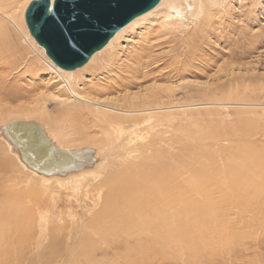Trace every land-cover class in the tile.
<instances>
[{
	"label": "bare ground",
	"instance_id": "bare-ground-1",
	"mask_svg": "<svg viewBox=\"0 0 264 264\" xmlns=\"http://www.w3.org/2000/svg\"><path fill=\"white\" fill-rule=\"evenodd\" d=\"M22 2L23 0H0V52L5 51L1 47L4 44L18 41L23 53L16 48V53L20 52V55H16L20 56L18 60L25 63L27 69L42 71L46 67L57 73L60 81L54 86L51 97L43 99V104L22 108L19 113L6 111L5 115L11 120L0 124V151L3 154L0 157L10 160L9 165L13 162L14 171L7 170L8 164L5 165L4 162L0 161V165L3 170H7L4 173L10 174L13 182L18 180V185L26 188L14 190L13 195L25 197L21 204L25 210H21V213L28 215V219H31L32 208H35L34 216L37 217L42 214L47 216L51 213L50 209H55L61 214L65 212L70 218H76V205L88 212L91 208L89 203L96 206L100 192H106L102 210H90V213L97 212L98 217L84 222L92 235H99L98 239L76 236L85 235L79 233L85 230L83 225L80 228L77 226L79 232L76 233V238H72L71 234L69 237L65 236L62 232L65 228L59 227L52 234L51 240H46L44 250L47 252L44 251L46 254L41 264H164L172 263L173 260L174 263L185 264L184 258L187 257L188 264H222V261L236 264L237 256L241 258L249 249L259 248L261 242L263 245L264 204L257 202L253 207V201L250 204L242 201L247 206L241 207L240 198H247L249 193L252 197L258 196V189L264 187V177L260 176L261 173L258 174L259 171L255 172L254 168L247 169L248 164H243L244 167L221 169L226 175L221 177L226 192L220 193V186L215 185L219 182L216 172L209 171L207 169L210 168L204 166L201 168L203 150L199 146V138L192 139L186 134L183 128L185 125L180 126L183 121L179 118L181 113L174 112L173 109L177 108L170 103L176 86L175 89L165 85L153 86L133 96L112 101L101 99L102 102L96 96L105 93V84L96 85L97 83L91 82L89 89L86 86L80 87L82 78L79 73L88 67H94L101 59L100 56L110 55L113 58L116 44L126 33L129 34L142 24L146 30L140 34L143 41L140 47L137 46L136 53L133 48L134 56L130 61L133 68L129 67L130 74L137 73V68L142 66L145 58H150L149 55L156 47L175 44L176 49L177 46L180 49L177 50L179 54L175 52L177 60L174 57L170 70L161 80L168 83L193 76L197 69L196 63L204 64L203 44L210 30L214 25L220 24L225 16L231 15L234 5L240 4L238 0H161L154 9L120 30L102 50L94 53L84 66L74 71L57 66L46 49L32 36L26 20L27 10ZM145 23L149 25L148 28ZM173 49L176 50L175 47ZM104 60L102 62L106 63H102L101 67L107 69L112 64V59ZM18 65L14 67L15 70L23 64ZM132 69L135 70L134 73ZM106 72L104 71V75ZM118 77L117 82L122 81L129 87V76ZM102 78L99 82L104 81ZM6 84L0 86V94L9 97L10 93L13 94L9 87L14 86ZM48 98L62 107L58 121L55 122L60 127L59 134L49 127L50 124L29 118L50 115L46 106ZM181 108L183 111L187 106ZM17 115L26 116L27 119H12ZM14 121L38 122L57 148L72 150L89 147L92 151L87 158L94 165L93 168L66 177L38 174L25 164L4 137L2 126ZM87 122L100 132L99 139L89 140L90 142L79 146H68L69 142L88 137L85 134L92 127L86 128ZM178 122L180 125H177ZM263 166L261 169H264ZM33 193L39 195L38 203H34ZM73 202L76 205L72 206ZM26 204L33 207L27 209ZM59 204L65 208H59ZM53 213L56 214L52 212V215ZM78 217L83 219L80 223L85 220L82 215ZM71 222L75 224L74 221ZM5 240L6 238L3 242ZM70 241L71 247H68ZM19 245L26 247L25 237ZM38 246L37 244L33 251L29 250L36 253L43 251ZM119 249H124L125 252L114 262H107L104 258L97 259L100 255L106 256L109 251ZM149 252L161 256V260L158 261L156 255L144 258V254L147 253L148 256ZM218 253L220 256H217Z\"/></svg>",
	"mask_w": 264,
	"mask_h": 264
},
{
	"label": "rangeland",
	"instance_id": "rangeland-1",
	"mask_svg": "<svg viewBox=\"0 0 264 264\" xmlns=\"http://www.w3.org/2000/svg\"><path fill=\"white\" fill-rule=\"evenodd\" d=\"M32 1L34 0H23L22 6H24V9L26 8L27 10ZM238 3L240 4L234 5L230 16H225L220 24H216L212 27L204 43L205 45L203 44V49L205 47L202 53L204 64L197 62V69L195 71L193 70V76H189L185 80H171V82L168 83H164V81L161 80V77L164 78L163 76L170 70L174 57L175 60H177L176 57L180 49L178 50V46L176 49L175 44L174 46L173 44H169L170 46L164 45L156 47L154 49L155 51L153 50L154 53L152 52L151 55H149L150 58L144 59V65L142 64V66L137 68V73L135 75L130 74V61L134 56V50L136 53L138 49L137 46L140 47L142 45L143 40H141V35L146 30V28L142 26L143 24L141 27L139 26L135 28V30L130 31L129 34L126 33L124 35L125 37L118 42V45L116 44L113 58H111L110 55L100 56L101 59L97 61L96 65H93L94 67H88L86 70H83L82 73H79L80 78H82L81 88H85V86L86 88L90 87L92 85L91 82L93 84L97 83L96 85L100 83L102 85L105 84V93L96 96V99L100 102H102L101 99L112 101L129 95L133 96L153 86H167L172 88L176 86V89L174 88L175 93L171 95L170 103L177 108L173 109L174 112L179 111V113H181L179 118L183 120L181 123L182 125H180L179 122L177 125H185L183 128L190 138H199L201 142L199 146H201L203 150L201 168L204 166L205 168H210L207 170L216 172V176H218L217 181L219 182H216L215 185L217 184L220 186V193L226 192L223 187L224 183H221L223 179L221 177H225L226 175L221 169L227 170V168L232 166L235 168L237 166L244 167V165L246 166L248 164L246 167L247 169L254 168L253 170H255V172L259 171L258 174L261 173L260 176L264 177V169H261L262 165H264V0H238ZM144 25L147 28L149 26L147 23ZM155 25L154 23L153 26ZM19 45L20 43L16 41L14 44L9 43L8 45L4 44L1 46L5 48V51L0 52V86H5L7 83L14 87H9L13 92V94L10 93L9 97L0 94V124L11 120L9 116L5 115L6 111L19 113L22 108H31L34 107L35 104H43V99H45L46 96L51 97L50 95H52L54 91V86L60 81L57 73L48 70L46 67L42 71L27 69L28 67H25V63L18 60L20 52H17L19 54L18 56L16 55V51L18 50L16 48H19L23 53V48ZM173 47H175L176 50H174ZM176 51L178 52L177 54L175 53ZM204 55L206 56L204 57ZM109 58L112 59L111 65L113 66L110 65L107 69L103 67V69L101 64L106 62L102 61L104 59V61H109ZM18 63L23 65L20 66L18 70H15L14 67L19 66ZM125 64L127 67H125ZM121 65H125L124 68ZM118 69L120 71H118ZM104 71H107L105 75ZM132 72L134 73L135 70L132 69ZM117 75L124 78L129 76V80L127 79L129 83L126 82L129 87L124 82L121 83L122 81L120 82L118 80L117 82ZM102 77L105 78L103 79ZM101 78L106 82H99ZM110 79H113V81ZM93 80H95V83ZM131 80L132 83H130ZM82 83H84V85ZM221 104H223V106ZM46 106L50 115L30 116L29 118L43 121L47 125L50 124L49 127L59 134L58 130H60V127L55 124V122L58 121V116L62 111V107L59 106L58 102L51 99L49 100V98ZM181 106H187V108L182 111ZM12 119H27V117L17 115ZM86 124V128L92 127L88 129L87 134H85V136L88 137H86V139L81 138L69 142L68 146H79L85 144V142H90L89 140L95 141L99 139L100 132L95 129L90 122ZM1 156H3V154H1ZM4 159L0 157L1 162H4V164L6 163L5 165L8 164L6 169L14 171V163L12 162V165L11 163L9 165L11 161L5 157ZM261 170H263V172H261ZM6 171L5 169L3 170L2 165H0V246H2L0 247V264H41L47 252L44 250L46 248V240H51L52 234L56 233L55 231L59 230V227L65 228L62 232L63 234L65 233L64 235L67 237L71 234L72 238L79 236L98 239L99 235H92L89 232L88 226L84 225V222L90 221L91 218L94 219L96 216L98 217L99 214L97 215V212L102 210L101 205H103L104 197L106 196L105 191L100 192L96 206H92V204L89 203L91 208L88 209V212L87 209L81 210L77 208L75 202L71 204L72 206L76 205L75 209L74 207L73 209L75 213L78 211V216H84L85 220L83 222L81 221V223L80 220L83 219H80L78 216L76 218H74V216L70 218L65 212L61 214L58 211H54L55 209H50L51 213L47 214V216L42 214L40 217H37L36 215L34 216L35 208H32L33 212L31 213V219H28V215L21 213V210H25L24 206H21L25 197L23 196L21 198L13 195L14 190L18 191L19 188H26L18 185V180L13 182V179L9 177L10 174L7 175L4 173ZM210 184L212 183L210 182ZM227 185H229V183H227ZM258 190L257 194L260 196L255 195V197H252L249 193V196H247L248 199L246 197L240 198V203L242 201H247V204H250L253 201L252 205H255L257 202L259 204H264V187H260ZM33 195L34 203H38L37 197L39 195L34 193ZM25 196H27V194ZM244 202L241 203V207L247 206ZM254 205L253 207H255ZM26 206L27 209L33 207L30 204H26ZM58 206L59 208H65L62 204ZM92 208L97 210V212L90 213ZM98 208L101 209L99 210ZM52 212H56V214L53 213L52 215ZM42 219H46V221L44 222ZM71 221H74L76 225ZM82 225L85 230L79 232V228ZM48 228L49 230H45ZM78 232L84 233L85 235H76ZM23 237L26 239V247L25 245H21L22 247L19 245V242H23ZM5 238L8 240L7 242L6 240L4 241L6 243L3 242ZM248 241L250 242L251 240ZM1 242L3 244H1ZM71 243L72 241L69 242L68 247H71ZM17 244L18 246H16ZM37 244L39 245L38 248L43 251H38L37 253L31 252L30 250H35ZM259 246L261 248L253 247L254 249H249L246 255H243L241 258L237 256L238 259L236 261L234 260L235 263L256 264L258 262L259 264H264V244L262 245L261 242ZM5 251L6 253L4 254L3 252ZM123 252H125L124 249H119L115 252L109 251L105 254L106 256L100 255L97 259L104 258L107 262H114ZM146 255L144 254V258L154 257L156 254H151V252H149L148 256ZM217 256H220V253H218ZM156 257L158 261L162 258L157 255ZM187 258H184L185 264H188L187 261L189 262ZM174 262L173 260L172 263L164 264H181V262ZM222 262H224L222 264H228L227 261ZM152 264L158 263L153 262Z\"/></svg>",
	"mask_w": 264,
	"mask_h": 264
},
{
	"label": "water",
	"instance_id": "water-1",
	"mask_svg": "<svg viewBox=\"0 0 264 264\" xmlns=\"http://www.w3.org/2000/svg\"><path fill=\"white\" fill-rule=\"evenodd\" d=\"M161 0H34L27 12L32 36L57 66L74 71L137 17ZM20 127L21 129H18ZM6 141L32 170L44 176L66 177L93 168L89 147L63 150L36 121L2 126Z\"/></svg>",
	"mask_w": 264,
	"mask_h": 264
}]
</instances>
